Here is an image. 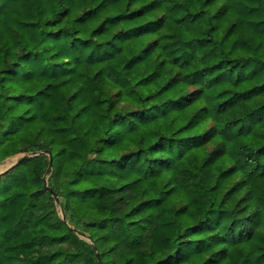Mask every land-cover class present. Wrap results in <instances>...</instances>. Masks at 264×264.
I'll use <instances>...</instances> for the list:
<instances>
[{"label": "trees", "instance_id": "16d2710c", "mask_svg": "<svg viewBox=\"0 0 264 264\" xmlns=\"http://www.w3.org/2000/svg\"><path fill=\"white\" fill-rule=\"evenodd\" d=\"M18 153L0 264H264V0H0Z\"/></svg>", "mask_w": 264, "mask_h": 264}, {"label": "water", "instance_id": "95a60500", "mask_svg": "<svg viewBox=\"0 0 264 264\" xmlns=\"http://www.w3.org/2000/svg\"><path fill=\"white\" fill-rule=\"evenodd\" d=\"M29 155H32V153H23V154L19 155L18 159L14 163H12L11 165H9L7 168L11 167L17 161H19V160H21V159H23V158H25L26 156H29ZM48 155H50V154L48 153ZM50 167H51V158L49 157V164H48V167L46 169L45 175H47L49 173ZM6 169L0 170V173H2L3 171H5ZM52 196L54 197L55 202L56 203H59V200H58V198H57V196H56V194L54 192H52ZM60 214H61L62 219H65L64 211H63V209L61 207H60Z\"/></svg>", "mask_w": 264, "mask_h": 264}, {"label": "rangeland", "instance_id": "374dc122", "mask_svg": "<svg viewBox=\"0 0 264 264\" xmlns=\"http://www.w3.org/2000/svg\"><path fill=\"white\" fill-rule=\"evenodd\" d=\"M21 154H23V153H18V154L9 156L6 159H4L0 163V170L6 169L9 165H11L12 163H14L18 159L19 155H21ZM59 213H60V211H59Z\"/></svg>", "mask_w": 264, "mask_h": 264}]
</instances>
